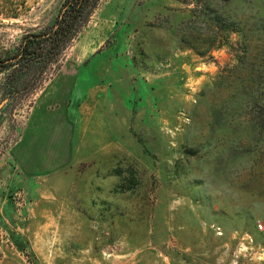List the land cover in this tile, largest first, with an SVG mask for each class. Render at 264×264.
<instances>
[{
    "label": "rangeland",
    "instance_id": "obj_1",
    "mask_svg": "<svg viewBox=\"0 0 264 264\" xmlns=\"http://www.w3.org/2000/svg\"><path fill=\"white\" fill-rule=\"evenodd\" d=\"M64 1L0 0V57ZM211 7L102 0L33 94L0 73V264H264V0Z\"/></svg>",
    "mask_w": 264,
    "mask_h": 264
},
{
    "label": "trees",
    "instance_id": "obj_2",
    "mask_svg": "<svg viewBox=\"0 0 264 264\" xmlns=\"http://www.w3.org/2000/svg\"><path fill=\"white\" fill-rule=\"evenodd\" d=\"M102 0H65L62 8L56 17L54 24L39 32H29L23 36L18 53L12 58L0 57V73H5V83L13 85L15 82H23L26 86L27 96L33 94L40 86L55 65H58L66 49L80 33L82 28L89 22L91 15ZM182 3L194 4L191 9L192 18L183 22L187 24L193 20L203 19L206 21V28H210V20H214L216 15L212 14L215 10L211 7L215 0H179ZM207 18V20H206ZM222 33L208 35L201 40L187 35L182 38L184 46L192 48L202 56L212 54L213 50L227 41L229 33L235 27H228ZM213 36V37H212ZM203 47L199 49V47ZM38 73V76L36 74ZM24 74H30L29 79H23ZM7 96L11 93L6 92Z\"/></svg>",
    "mask_w": 264,
    "mask_h": 264
},
{
    "label": "crops",
    "instance_id": "obj_3",
    "mask_svg": "<svg viewBox=\"0 0 264 264\" xmlns=\"http://www.w3.org/2000/svg\"><path fill=\"white\" fill-rule=\"evenodd\" d=\"M68 89V84L66 81H64L60 87V89H57L56 91H53L56 96L58 95H62L63 93L66 92V90ZM60 92V94H59ZM53 96V93L50 91H48L44 96L40 97V100L38 101L39 105H46L47 103H49L51 97Z\"/></svg>",
    "mask_w": 264,
    "mask_h": 264
},
{
    "label": "water",
    "instance_id": "obj_4",
    "mask_svg": "<svg viewBox=\"0 0 264 264\" xmlns=\"http://www.w3.org/2000/svg\"><path fill=\"white\" fill-rule=\"evenodd\" d=\"M6 101H3L0 103V109L3 107V105L5 104Z\"/></svg>",
    "mask_w": 264,
    "mask_h": 264
}]
</instances>
